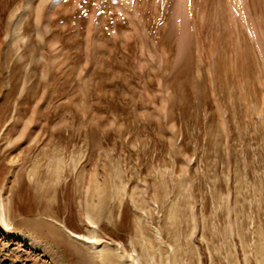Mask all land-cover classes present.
<instances>
[{"label": "rangeland", "instance_id": "obj_1", "mask_svg": "<svg viewBox=\"0 0 264 264\" xmlns=\"http://www.w3.org/2000/svg\"><path fill=\"white\" fill-rule=\"evenodd\" d=\"M97 200L113 261L144 207L156 264H264V0H0V264H93Z\"/></svg>", "mask_w": 264, "mask_h": 264}, {"label": "bare ground", "instance_id": "obj_2", "mask_svg": "<svg viewBox=\"0 0 264 264\" xmlns=\"http://www.w3.org/2000/svg\"><path fill=\"white\" fill-rule=\"evenodd\" d=\"M232 4L233 3H230V7H229V13H230L231 16H233L235 14L234 13L235 6L232 5ZM22 19H23V16H19L18 17V19L16 21L18 26H20V24L22 22ZM68 166H69V163L64 162L63 159L60 158V157H58V158H56L54 160L53 171L56 174L55 178L57 179V182H59L62 179L64 170ZM95 188H96V192H97L98 198H100L102 196V187L98 183H95ZM119 202H120V204H122L123 196H121L119 198ZM134 206H136V205H134ZM140 207H138L137 209H139ZM156 208H153V212H157L158 211ZM100 210H101V204H100V201H98V200H97V202H91V203L87 204L86 218L88 219V221L90 223V228L87 229V234H81V233H77V232L73 231L71 228H69L67 226L65 220H61V219L58 220V219H55V218H52V219H53L54 223H56V225L60 229H62L66 234H68L70 237L74 238L75 240L83 243L87 247V249L89 251V256L91 257L93 264H144L143 263L144 261H142L140 250L145 251V254L147 255L146 264H156V262H154V246L152 244V240L156 241L157 249H160L162 246L165 245V243H164L163 234H162L160 226L153 227L152 236L147 234V226H151L150 225L151 221L149 222V220L146 219L145 217L148 214L150 215L152 213V211H148L150 209L146 210L143 207V209L141 208V210H140L141 212L139 211L140 214L135 216V218H134L135 235L134 236L131 235L132 237H130L129 241H128L130 249H127V246H126L125 242H123V241H120V243L117 242V245H116L115 250L113 251L112 255H114L117 258L118 262L113 261L107 255V246H109L111 244V242H106L99 235V228H100V221H101V212H100ZM0 220L3 221L4 223H5V220H6V215H5L2 203H0ZM193 223H195V221ZM230 228H231V225H230ZM232 229L233 228H231V231H230L231 234H232ZM231 234H230L229 237H231ZM138 244L140 245V248H138ZM169 248L171 250V253H174V247L171 245ZM192 248H193V246H192ZM195 248H196V245H195ZM236 250H235V252H236ZM158 253H159V251H158ZM175 253H176V251H175ZM197 253H199V252H197ZM173 256H176V255H173ZM199 256L200 255L198 254V258H197L198 259V261H197L198 263L197 264H200ZM244 256H245L244 258H246V262H248L249 253L246 252V254ZM168 258H169V256H168ZM239 259L240 258H238V260ZM166 264H167V262H166ZM172 264H178L177 259H174Z\"/></svg>", "mask_w": 264, "mask_h": 264}]
</instances>
